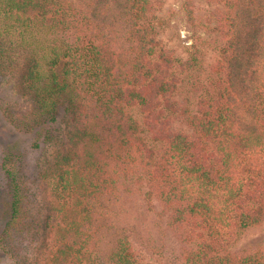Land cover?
Wrapping results in <instances>:
<instances>
[{
    "label": "trees",
    "instance_id": "16d2710c",
    "mask_svg": "<svg viewBox=\"0 0 264 264\" xmlns=\"http://www.w3.org/2000/svg\"><path fill=\"white\" fill-rule=\"evenodd\" d=\"M211 1L221 8L210 31L224 43L193 111L178 96L195 87L201 39L185 60L166 48L162 0H0V75L18 66L31 103L16 116L5 109L6 121L39 148L60 107L71 118L39 168L46 226L21 155L4 151L0 252L10 264H143L121 207L144 187L182 241L178 264H264V245L236 248L264 224V0ZM184 8L195 26L192 0Z\"/></svg>",
    "mask_w": 264,
    "mask_h": 264
},
{
    "label": "rangeland",
    "instance_id": "374dc122",
    "mask_svg": "<svg viewBox=\"0 0 264 264\" xmlns=\"http://www.w3.org/2000/svg\"><path fill=\"white\" fill-rule=\"evenodd\" d=\"M186 1L162 0L156 13L161 25L160 28L158 27L157 38L182 60L187 58L186 48L198 37L201 39L199 45L203 62L202 69L195 78V87L190 90L185 82L178 96L180 100L188 97L190 107L195 111L199 98L209 85V80L214 77L210 67L218 61L219 50L224 42L217 34L210 31L215 22L208 20L213 18L212 12L215 8H221V6L211 0H192L196 18V25L192 26L187 20L184 8ZM200 85L202 86L199 87ZM189 90V94L186 95ZM30 105L20 84L18 66L7 74L0 75V230L7 216L9 201L7 183L2 171L4 151L8 148L21 155V163L18 166L22 170L27 187L30 188L33 213H37L36 217L40 215L44 226L51 222L48 195L38 182L39 168L44 161L51 160L55 152L65 143L71 118L64 107H60L56 114V121L51 126L53 141L35 148L33 134L11 127L4 117L5 109L11 110L16 116L27 113ZM129 111L137 120L142 121L137 109ZM147 190V187H144L141 192L135 193L124 201L121 207V219L123 218L133 229L130 240L143 264H178L184 252L182 241L168 227L167 218L161 213V206L156 200L149 199ZM263 245L264 224L248 230L236 248L254 250ZM29 248L30 246H27V252L31 255ZM0 264H10L1 252Z\"/></svg>",
    "mask_w": 264,
    "mask_h": 264
}]
</instances>
